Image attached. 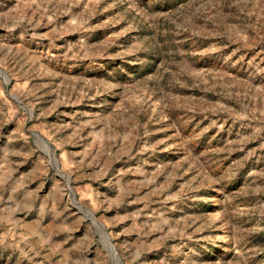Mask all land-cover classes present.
I'll return each mask as SVG.
<instances>
[{
    "label": "rangeland",
    "instance_id": "obj_1",
    "mask_svg": "<svg viewBox=\"0 0 264 264\" xmlns=\"http://www.w3.org/2000/svg\"><path fill=\"white\" fill-rule=\"evenodd\" d=\"M113 246L264 264V0H0V264Z\"/></svg>",
    "mask_w": 264,
    "mask_h": 264
},
{
    "label": "water",
    "instance_id": "obj_2",
    "mask_svg": "<svg viewBox=\"0 0 264 264\" xmlns=\"http://www.w3.org/2000/svg\"><path fill=\"white\" fill-rule=\"evenodd\" d=\"M94 217V216H93ZM94 221V220H93ZM95 222V224H96V221H94ZM100 223V222H99ZM114 247V246H113ZM114 249H115V253L117 254V257L119 258V259H117L119 262H117L116 261V259H114L117 263H121V264H123L122 263V261H121V259H120V256H119V254H118V252H117V250H116V248L114 247ZM111 250V252H112V254H113V257H114V252H113V250L112 249H110Z\"/></svg>",
    "mask_w": 264,
    "mask_h": 264
},
{
    "label": "bare ground",
    "instance_id": "obj_3",
    "mask_svg": "<svg viewBox=\"0 0 264 264\" xmlns=\"http://www.w3.org/2000/svg\"><path fill=\"white\" fill-rule=\"evenodd\" d=\"M100 228H101V231L105 234L104 227L100 226Z\"/></svg>",
    "mask_w": 264,
    "mask_h": 264
}]
</instances>
